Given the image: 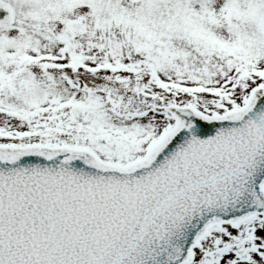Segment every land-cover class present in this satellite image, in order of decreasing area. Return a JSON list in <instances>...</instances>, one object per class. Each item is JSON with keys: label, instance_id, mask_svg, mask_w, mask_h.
<instances>
[{"label": "snow or ice", "instance_id": "obj_1", "mask_svg": "<svg viewBox=\"0 0 264 264\" xmlns=\"http://www.w3.org/2000/svg\"><path fill=\"white\" fill-rule=\"evenodd\" d=\"M0 264H264V0H0Z\"/></svg>", "mask_w": 264, "mask_h": 264}]
</instances>
